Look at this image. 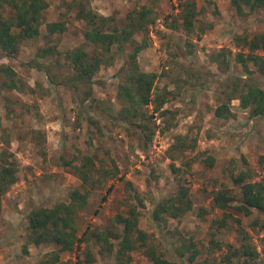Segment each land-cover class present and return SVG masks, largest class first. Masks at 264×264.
<instances>
[{
	"label": "rangeland",
	"instance_id": "1",
	"mask_svg": "<svg viewBox=\"0 0 264 264\" xmlns=\"http://www.w3.org/2000/svg\"><path fill=\"white\" fill-rule=\"evenodd\" d=\"M72 1L46 0L40 35L22 42L15 56L0 51V66H10L18 81V90H8L1 86L0 75V152L11 153L18 169L16 184L1 198L0 264H41L58 250L27 242L26 216L37 207L68 203L74 191L83 193L79 176L63 161L81 165L85 157L95 164L94 180L99 183L88 186L86 205L72 223L77 237L86 242L61 253L56 264H118L113 256L101 254L94 233L109 229L114 217L130 207L138 213L137 227L147 245L167 261L188 264L195 250L193 264H241L243 257L230 256L229 262L225 257L230 248L242 246V237L261 254L264 213L244 215L235 209L241 195L232 179L244 173L246 182L264 185V116L250 119L238 100L226 104L231 113L226 118L216 117L214 110L226 103L236 85L238 90L245 84L264 90V79L253 67L248 66L247 74L236 62L239 51L232 40L236 34H264V13L238 17L230 0H195L194 29L172 30L169 24L181 0H88L93 11L118 26L129 11L144 6L155 14L148 26V47L137 57L143 72L156 75L152 98L164 94L159 112L153 113L152 106L143 109L150 135L137 122L125 123L117 116L124 107L117 90L128 46L89 85L69 83L71 70L63 55L84 45L85 30L67 8ZM2 13L14 14L6 5ZM53 22L64 23L66 30L46 37L45 26ZM48 46L59 55L36 58ZM84 47L90 54L94 51L90 44ZM258 53L264 56V51ZM180 141L186 149L179 148ZM181 155L183 162L178 160ZM209 157L212 166L205 162ZM115 168L118 172L111 176ZM100 170L108 173L100 176ZM180 185L189 191L191 210L178 219L154 221L156 205ZM222 189L233 199L225 210L212 205L213 194ZM225 217V226L218 227ZM145 249L131 252L126 264H151ZM252 264H264L263 256Z\"/></svg>",
	"mask_w": 264,
	"mask_h": 264
},
{
	"label": "trees",
	"instance_id": "2",
	"mask_svg": "<svg viewBox=\"0 0 264 264\" xmlns=\"http://www.w3.org/2000/svg\"><path fill=\"white\" fill-rule=\"evenodd\" d=\"M6 5L13 10L12 17H5L2 13ZM230 5L238 17H247L256 12L264 13V0H230ZM48 7L46 0H4L0 1V51L6 57L15 56L22 42L34 39L40 35V26L43 11ZM67 8L74 12V18L85 25L83 32L84 45L75 47L64 53L63 59L68 63L71 70L69 83L74 85H89L101 67H107L114 61L116 56L123 55L125 47L129 51L126 60L120 69L122 82L118 85L117 98L124 103L122 110L117 113L118 119L125 123L137 122L138 127L144 132H149L147 126V114L143 110L152 106L153 113L159 112L164 104V94L160 93L152 98V90L156 75L143 72L137 63L138 55L148 47L147 32L148 26L155 21L153 10L141 7L139 10L129 11L125 16V22L118 26L110 17H104L90 8L88 0H74L69 2ZM178 14L172 17L169 29L176 30L181 26L186 31H192L195 27L197 14L195 11V0H181L177 5ZM181 20V21H179ZM66 26L62 22L48 23L45 26L46 37L65 32ZM233 45L239 52L236 53V62L241 64L247 74L248 66L251 65L254 71L264 79V56L258 51H264V34H255L251 38L239 34L234 35ZM94 46L90 54L85 49V44ZM58 53L53 46L41 48L36 53V58H44ZM37 68V66H35ZM2 77L1 86L8 90H18V81L15 71L8 65L0 66ZM239 86L231 90L226 103H222L214 110L218 118L230 116V110L226 104L231 100H238L239 106L248 111L250 119L264 116V90L256 85L245 84L238 90ZM89 93H87L88 95ZM163 114V113H161ZM117 118V117H115ZM152 118V117H151ZM147 140L149 138L146 135ZM179 148H187L184 141L178 142ZM178 160L184 161L179 156ZM209 166L213 165V158L205 161ZM264 162V154L260 163ZM77 173L81 180L83 193L74 191L69 195L68 203H59L51 208L37 207L32 209L26 216V238L28 243L35 246L42 244L55 245L56 252L51 253L50 260L41 264H56L61 253L74 250L78 243L86 242L78 238L76 228L73 226L75 215L86 205L89 190L88 186L99 183L94 180L95 164L89 157L84 158V163L79 165L76 161H63ZM174 169V167H172ZM107 171H99L102 176ZM115 168L111 176L117 174ZM17 163L14 156L5 150L0 152V217L1 198L9 188L17 182ZM246 175H240L232 179L233 184L240 188V202L236 210L244 215H249L252 210L264 213V185L245 181ZM128 186H130L128 184ZM103 201L105 198L102 199ZM232 196L228 189L217 190L213 194L212 205L220 210L230 207ZM192 208V200L186 187L180 185L177 191L160 201L152 212L154 221H161L165 216L171 219H178L185 215ZM138 213L135 208L130 207L124 214L114 217L112 226L102 232L94 233L101 254L113 256L118 264H126L130 260L129 254L138 248H146L145 255L151 264H176L158 256L156 251L146 243V235L137 227ZM227 218L218 221V227H224ZM240 224V223H239ZM119 227H121L119 229ZM243 231H241L242 233ZM242 246L239 249H231L230 255L225 257L229 262L230 256L235 258L243 257L241 264H252L257 262L259 255L264 258V243L261 254L252 249L246 237L241 238ZM117 242V245L114 243ZM23 252H27L26 246ZM197 251L193 250L188 256V264L196 260ZM90 253L86 252L89 259ZM183 256V254H181ZM77 264H82L77 262ZM201 264H207L203 262Z\"/></svg>",
	"mask_w": 264,
	"mask_h": 264
}]
</instances>
